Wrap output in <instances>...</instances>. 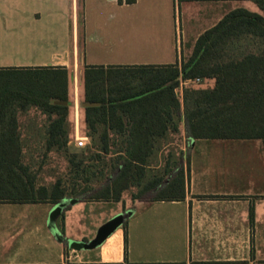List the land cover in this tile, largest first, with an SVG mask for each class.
Segmentation results:
<instances>
[{"label": "crops", "instance_id": "1", "mask_svg": "<svg viewBox=\"0 0 264 264\" xmlns=\"http://www.w3.org/2000/svg\"><path fill=\"white\" fill-rule=\"evenodd\" d=\"M236 9L264 17L256 0H0V68L74 75L85 65L133 66L96 63L127 56L181 66ZM177 94L182 103L183 89ZM181 109L179 132L159 137L181 139L179 152L189 155L184 200L127 211L114 241L91 250L68 243L96 237L69 234L71 207L51 227L55 205L0 204V264H264V141L189 139Z\"/></svg>", "mask_w": 264, "mask_h": 264}, {"label": "trees", "instance_id": "2", "mask_svg": "<svg viewBox=\"0 0 264 264\" xmlns=\"http://www.w3.org/2000/svg\"><path fill=\"white\" fill-rule=\"evenodd\" d=\"M256 1L264 9V0ZM68 77L62 68H0V204L56 205L67 196L86 194L95 201L119 202L131 188L140 189L139 195L157 191L148 205L184 200L185 167L165 186L177 162L150 179L147 173L152 158L170 145L159 136L169 128L179 132L174 120L181 117L182 103L189 139L264 141V17L245 9L231 11L202 34L181 66L85 65V102L100 106L85 108L91 146L78 154L67 147L69 106L54 103L69 100ZM196 79L199 87H184L181 103V82ZM211 80L213 87H200ZM33 109L48 117L46 152L71 155L67 176L50 188L37 186L23 159L21 118ZM94 146L100 148L96 153Z\"/></svg>", "mask_w": 264, "mask_h": 264}, {"label": "rangeland", "instance_id": "3", "mask_svg": "<svg viewBox=\"0 0 264 264\" xmlns=\"http://www.w3.org/2000/svg\"><path fill=\"white\" fill-rule=\"evenodd\" d=\"M96 61V63L99 65H149L150 63H153L147 62V60L139 57L133 58L131 56L118 58L117 60ZM137 82V80H134L131 84L134 86L137 84ZM212 85L213 83L211 81H206L200 87L211 88ZM195 87H199V85H195ZM107 89L109 90V86ZM68 98V122L70 125L71 137L67 147L70 151H77L78 154L81 153L84 148L91 146V139L88 137L86 110L83 107V104L86 103V93L84 88V66H82L76 74H69ZM47 119L48 117L46 115H43L36 109H33L21 118L22 127L20 132L24 143V162L29 165L33 176L36 178L37 186H46L50 188L60 177L62 178L67 176L69 171L68 159L71 157V155L67 157L65 155V151L46 152L45 139L47 135L45 128L48 123ZM77 136L87 138L85 139V147L81 149L77 148ZM111 137L115 138L116 135L112 132ZM118 137L119 135H117V138ZM168 142L172 143L170 145L171 150L161 153L159 152L152 158L150 166L147 168L148 179H150L152 178L153 174H163L169 165H173L177 162V166H175L176 169L169 177H167L166 181L163 183L164 186L176 174L179 167H185L187 161L186 159L189 157V155H180L178 145H180L181 139L179 140V138H175L173 140H169ZM99 150L100 148L98 146H94L92 148V153H96ZM139 192L140 189L131 188L122 194L121 200L119 202H115L113 200H91L90 194L80 196L81 201L75 205H72L68 210L69 234L76 237L79 236L81 238L91 239L97 235L98 230L104 224L116 217L118 212H127L131 209L134 211L140 207L142 208L157 194V191H151L144 195H139ZM67 197L69 198L71 196ZM115 236L116 231L108 238H112V241H114ZM106 240L103 243H105ZM87 254L91 257V253Z\"/></svg>", "mask_w": 264, "mask_h": 264}, {"label": "water", "instance_id": "4", "mask_svg": "<svg viewBox=\"0 0 264 264\" xmlns=\"http://www.w3.org/2000/svg\"><path fill=\"white\" fill-rule=\"evenodd\" d=\"M57 105H67L68 102L55 101ZM100 106V103H84V108ZM80 199L75 198H65L56 204L50 214V226L55 227V221L58 217L62 216L64 212L71 207L79 203ZM131 215V212H125L117 215L109 222L104 224L99 230L94 240L89 242H77L73 240H68L70 247L75 248L76 250L80 249H94L100 246L112 233H114L119 227L123 226L126 219ZM59 239H64V236L60 233H57Z\"/></svg>", "mask_w": 264, "mask_h": 264}, {"label": "built area", "instance_id": "5", "mask_svg": "<svg viewBox=\"0 0 264 264\" xmlns=\"http://www.w3.org/2000/svg\"><path fill=\"white\" fill-rule=\"evenodd\" d=\"M201 82L200 79H196V80H185V81H182L181 84H180V88L183 89L184 87L186 86H189L191 84H199ZM85 139L87 138H84V137H78L77 136V142H76V146L77 148H83L85 147Z\"/></svg>", "mask_w": 264, "mask_h": 264}]
</instances>
